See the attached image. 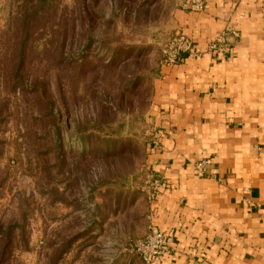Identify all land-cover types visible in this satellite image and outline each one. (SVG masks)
<instances>
[{
	"label": "rangeland",
	"instance_id": "obj_1",
	"mask_svg": "<svg viewBox=\"0 0 264 264\" xmlns=\"http://www.w3.org/2000/svg\"><path fill=\"white\" fill-rule=\"evenodd\" d=\"M186 0H0V264H142L159 44Z\"/></svg>",
	"mask_w": 264,
	"mask_h": 264
},
{
	"label": "crops",
	"instance_id": "obj_2",
	"mask_svg": "<svg viewBox=\"0 0 264 264\" xmlns=\"http://www.w3.org/2000/svg\"><path fill=\"white\" fill-rule=\"evenodd\" d=\"M205 1L176 13L172 35L199 51L227 25L239 37L160 68L150 121L162 139L147 168L164 179L153 225L173 238L161 264H264V0Z\"/></svg>",
	"mask_w": 264,
	"mask_h": 264
},
{
	"label": "built area",
	"instance_id": "obj_3",
	"mask_svg": "<svg viewBox=\"0 0 264 264\" xmlns=\"http://www.w3.org/2000/svg\"><path fill=\"white\" fill-rule=\"evenodd\" d=\"M205 7V0H186L183 6L185 10L196 13L203 12ZM238 37L239 33L234 25H227L220 34L208 40L204 50L199 51L189 35L175 34L159 44V66H175L203 54L216 57V55L228 51ZM158 136L156 134L150 143L152 149H157L160 146ZM204 165V162H199L196 167L202 169ZM163 188L164 179L162 177L156 174L147 176L144 189L150 203L160 195ZM148 220V231L142 237L135 239L130 248L142 264H161L166 257L174 252L173 238L154 227L152 211L149 212Z\"/></svg>",
	"mask_w": 264,
	"mask_h": 264
}]
</instances>
